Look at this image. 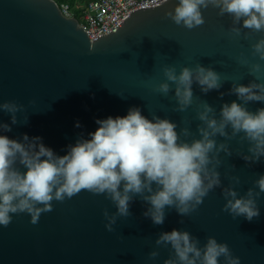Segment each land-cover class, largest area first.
Wrapping results in <instances>:
<instances>
[{"label":"water","instance_id":"1","mask_svg":"<svg viewBox=\"0 0 264 264\" xmlns=\"http://www.w3.org/2000/svg\"><path fill=\"white\" fill-rule=\"evenodd\" d=\"M178 4L167 0L135 12L115 33L90 43L77 21L62 15L52 0H0V104L23 106L15 113V124L12 113L0 109V125L11 127L0 128V135L26 147L40 137L36 143L60 157L78 141L91 139L97 120L124 117L135 107L152 122L155 117L175 124L177 142L191 144L203 138L199 129L211 131L198 118L204 105L212 109L208 118L217 124L225 104L236 102L251 113L264 108V102L245 104L234 91L264 83V60L252 50L264 31L244 28L243 18L220 15L211 5L201 8L205 23L189 30L165 15H174ZM256 64L261 65L259 73L252 70ZM166 66L177 75L182 67L211 68L220 76V87L203 92L194 73L192 103L178 111L176 85L163 75ZM162 82L169 83L166 95L154 90ZM224 131V136L210 137L215 148L208 154L209 174L218 173L219 184L202 203L190 202L187 215H180L175 205L166 206L164 222L157 225L145 215L152 207L144 199L150 195L146 190L129 193L127 217L118 215L107 192L82 190L63 202L51 201L53 211L42 213L35 225L27 213H10L11 223L0 225V264H180L170 244H156L161 234L173 230L187 232L201 251L211 237L226 243L241 264H264V193L257 199L259 217L251 221L223 210L232 199L226 198V190L235 191L237 198H246L249 189L259 191L255 182L264 176V156L255 163L246 161L254 144L243 132L233 134L230 124ZM15 167L26 171L18 159ZM112 217L109 232L105 225ZM153 251L159 255L149 259ZM218 264H225L223 257Z\"/></svg>","mask_w":264,"mask_h":264},{"label":"clouds","instance_id":"2","mask_svg":"<svg viewBox=\"0 0 264 264\" xmlns=\"http://www.w3.org/2000/svg\"><path fill=\"white\" fill-rule=\"evenodd\" d=\"M210 5L219 8L220 15L232 14L235 21L243 18L244 28L264 31V0H179L175 14L167 12L165 15L175 24H182L191 30L205 23L201 8L207 9ZM233 31L239 34L238 29ZM252 50L264 60V38L253 44ZM252 70L261 72V65H253ZM162 71L165 80L176 85L178 111H185L192 103L194 73L203 92L220 87V76L211 68L182 67L179 75L174 67L166 66ZM168 82L159 83L154 90L166 95L170 90ZM234 91L245 104L250 101L264 102V83L236 86ZM22 107L15 103L0 104V109L12 113L13 124L17 122L15 113ZM210 112L212 109L204 105V111L199 113L198 118L206 122L211 131L199 129L203 138L191 144L177 142L175 124L155 117V122H152L135 107L130 108L124 117L97 120L99 127L89 134L91 139L78 141L67 155L60 157L43 143H36L40 137H34L33 143L26 147L0 135V225L7 227L11 223L10 213H27L31 216L30 223L35 225L42 213L53 211L51 201L63 202L66 197L71 199L82 190L93 194L107 192L116 204L118 215L124 217L130 215L129 193L143 194L146 190L150 195L144 196V199L152 207L145 215H150L157 225L164 222L166 206L175 205L180 215H187L190 202L195 201L196 205L202 203L208 191L219 184L218 173L213 171L209 174L207 168L211 163L208 154L215 148L211 136L217 133L226 135L224 129L230 124L233 134L243 132L254 144L249 148L252 157H245L246 161L255 163L264 156V108L251 113L236 102L225 104L219 124L215 119L208 118ZM76 126L80 127L79 124ZM0 128L11 131L7 124L0 125ZM23 139L27 141L29 137L24 135ZM220 147L225 148L224 145ZM17 159L26 171L21 172L15 167ZM205 180H208L207 185ZM153 184L156 185L155 191ZM255 187L259 191L249 189L246 198H237L235 191L226 190V198L232 199L227 201L223 210L234 216H243L248 221L259 217L257 199L264 193V176L255 182ZM104 215L107 218V212ZM114 223L115 217H112L105 225L107 231H113ZM197 243L187 232L176 230L161 234L156 241L157 245L170 244L180 264H218L220 257L224 258L225 264H241L226 243H217L215 238L210 237L203 251ZM158 255L153 251L149 259ZM165 264H174V261L166 260Z\"/></svg>","mask_w":264,"mask_h":264},{"label":"built area","instance_id":"3","mask_svg":"<svg viewBox=\"0 0 264 264\" xmlns=\"http://www.w3.org/2000/svg\"><path fill=\"white\" fill-rule=\"evenodd\" d=\"M167 0H97L85 7L80 25L93 43L99 38L115 33L135 12L159 7ZM66 18L75 14L66 6L59 7Z\"/></svg>","mask_w":264,"mask_h":264},{"label":"trees","instance_id":"4","mask_svg":"<svg viewBox=\"0 0 264 264\" xmlns=\"http://www.w3.org/2000/svg\"><path fill=\"white\" fill-rule=\"evenodd\" d=\"M56 3L57 6H66L71 9L75 14V20L79 25L82 24V17L85 10V7L89 3L95 2L97 0H52Z\"/></svg>","mask_w":264,"mask_h":264}]
</instances>
